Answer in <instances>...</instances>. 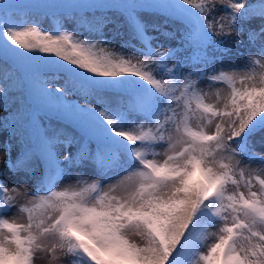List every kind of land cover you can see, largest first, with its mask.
I'll return each mask as SVG.
<instances>
[{
	"label": "snow or ice",
	"instance_id": "snow-or-ice-1",
	"mask_svg": "<svg viewBox=\"0 0 264 264\" xmlns=\"http://www.w3.org/2000/svg\"><path fill=\"white\" fill-rule=\"evenodd\" d=\"M0 264H264V0H0Z\"/></svg>",
	"mask_w": 264,
	"mask_h": 264
},
{
	"label": "rangeland",
	"instance_id": "rangeland-1",
	"mask_svg": "<svg viewBox=\"0 0 264 264\" xmlns=\"http://www.w3.org/2000/svg\"><path fill=\"white\" fill-rule=\"evenodd\" d=\"M45 28H48V27H46V26H44ZM247 55V53H245V56ZM238 63H242L243 61H242V58H240V59H238V61H237ZM74 177H70L69 179H67V180H65L64 181V183H71V181H72V179H73Z\"/></svg>",
	"mask_w": 264,
	"mask_h": 264
},
{
	"label": "trees",
	"instance_id": "trees-1",
	"mask_svg": "<svg viewBox=\"0 0 264 264\" xmlns=\"http://www.w3.org/2000/svg\"><path fill=\"white\" fill-rule=\"evenodd\" d=\"M43 26L49 27L51 24L50 19H42Z\"/></svg>",
	"mask_w": 264,
	"mask_h": 264
}]
</instances>
